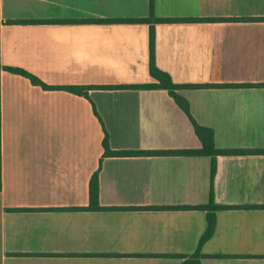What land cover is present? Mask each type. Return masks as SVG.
<instances>
[{"label": "crops", "instance_id": "0c3cea01", "mask_svg": "<svg viewBox=\"0 0 264 264\" xmlns=\"http://www.w3.org/2000/svg\"><path fill=\"white\" fill-rule=\"evenodd\" d=\"M149 17V0H0V264H183L212 189L225 209L201 264H264V21H242L264 0H155L156 19L197 21L108 23ZM152 26L158 68L210 86L178 91L193 119L217 150L247 152L218 156L214 180L207 156H105V133L111 152L202 148L166 90L104 89L157 84ZM96 173L102 211L86 210Z\"/></svg>", "mask_w": 264, "mask_h": 264}, {"label": "trees", "instance_id": "16d2710c", "mask_svg": "<svg viewBox=\"0 0 264 264\" xmlns=\"http://www.w3.org/2000/svg\"><path fill=\"white\" fill-rule=\"evenodd\" d=\"M149 9H150V17L148 19H137V20H112L108 21V23H147L150 25L159 24V23H178V22H194L197 20H176V19H156L154 17V9H155V0H149ZM242 21H264V19H243ZM102 23L103 21H96ZM10 25H28V24H37L39 21H9L7 22ZM48 23H69V21L64 22H48ZM6 71L20 75L30 80V82L34 86H40L44 90L52 91V90H62L66 91L78 96L85 97L89 99L87 87H49L40 81L36 76L17 68H6ZM150 75L157 81V84H149V85H142V86H122V87H109L104 89H137V90H166L170 96L175 100L178 106L188 115L190 118L195 132L202 143V148L196 151H185V152H149V153H141V152H111L109 146V139L107 133H105V137L103 140V147L105 149V156H117V157H126V156H138V155H156V156H163V155H186V156H207L212 158V179L214 180L215 173H216V160L218 156H228V155H238V154H245L246 151H229V150H217L214 144V132L210 129L204 128L200 126L191 116L189 104L188 102L178 94L180 89H199L204 87L210 86H199V85H184L178 86L175 85L172 81V78L169 74L162 71L158 68L156 64V37H155V29L151 27L150 33ZM246 87V86H243ZM247 87H260L258 85H251ZM95 111V109H94ZM96 116L97 113L95 111ZM1 155V154H0ZM1 175V174H0ZM0 188H1V179H0ZM90 208L86 210H93V211H102L103 208L99 207V180L98 174L96 173L90 183ZM195 209L199 210H206L208 214V227L203 235L197 252L188 258L183 264H201L200 262V250L203 244L208 241L215 232L216 228V215L215 212L219 209H225L224 207H217L214 204V192L213 189L210 195V203L207 206L195 207Z\"/></svg>", "mask_w": 264, "mask_h": 264}]
</instances>
